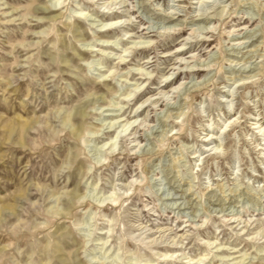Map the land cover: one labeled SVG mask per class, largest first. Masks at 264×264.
<instances>
[{"label":"rangeland","instance_id":"rangeland-1","mask_svg":"<svg viewBox=\"0 0 264 264\" xmlns=\"http://www.w3.org/2000/svg\"><path fill=\"white\" fill-rule=\"evenodd\" d=\"M0 264H264V0H0Z\"/></svg>","mask_w":264,"mask_h":264},{"label":"bare ground","instance_id":"bare-ground-1","mask_svg":"<svg viewBox=\"0 0 264 264\" xmlns=\"http://www.w3.org/2000/svg\"><path fill=\"white\" fill-rule=\"evenodd\" d=\"M49 9H51V8L48 7L47 10H49ZM53 10H54V9H53ZM54 11H55V10H54ZM56 11H57V10H56ZM47 12H48V11H47ZM44 13H45V12H44ZM48 14H49V13H48ZM52 20H55V18H53ZM102 44H103V43H102ZM107 115H108V114H107ZM20 118H21V116L19 115L18 120L16 121V124H17L18 126H21V123H22L21 120H20ZM31 124H32V123H31ZM31 124H30V125H31ZM6 126L9 127V126H8V123H6ZM9 131H10V134H9V135L11 136V134H12V129H9Z\"/></svg>","mask_w":264,"mask_h":264}]
</instances>
